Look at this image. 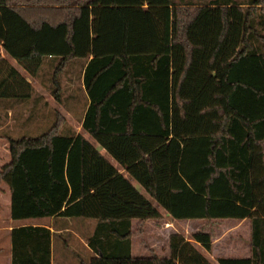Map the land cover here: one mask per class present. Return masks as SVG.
Listing matches in <instances>:
<instances>
[{"label": "trees", "instance_id": "16d2710c", "mask_svg": "<svg viewBox=\"0 0 264 264\" xmlns=\"http://www.w3.org/2000/svg\"><path fill=\"white\" fill-rule=\"evenodd\" d=\"M180 1L0 0L5 56L57 104L63 79L82 78L81 130L117 165L49 106L46 131L5 137L12 221L94 222L87 264H212L204 232L171 234L164 258L131 255V222L160 220L157 207L175 221L248 220L250 257L216 262L264 264V0ZM38 97L0 56V100L25 113ZM9 236L11 264H51L49 229Z\"/></svg>", "mask_w": 264, "mask_h": 264}, {"label": "rangeland", "instance_id": "374dc122", "mask_svg": "<svg viewBox=\"0 0 264 264\" xmlns=\"http://www.w3.org/2000/svg\"><path fill=\"white\" fill-rule=\"evenodd\" d=\"M176 3L181 2L180 0H175ZM245 2L246 0H239ZM183 2V1H182ZM186 2V0L184 1ZM264 18V17H263ZM72 65H76L75 62H71ZM19 69V68H18ZM45 71L49 72L48 65L44 68ZM20 70V69H19ZM21 71V70H20ZM22 72V71H21ZM34 82V81H32ZM34 87L37 90H40V86L37 83H33ZM65 87V86H64ZM48 90V89H47ZM47 92V91H46ZM48 93V92H47ZM45 98L48 99L50 103H52L50 97L45 94ZM26 112L22 113L20 111L12 112L13 118L11 120V136L12 137H20L22 135L27 136H38L42 132L46 131L47 128L51 125L50 113L45 110L42 113L43 122L38 124L37 118L38 113L34 111L33 103L25 105ZM55 110H61V107L57 105L54 107ZM20 115H27L29 120L23 123V118H20ZM71 115H77L75 112L71 113ZM69 123L75 125V127H71L75 132L78 131V125H76V121L69 118ZM49 120V121H48ZM78 123V122H77ZM40 125V126H39ZM87 136V135H85ZM88 141L92 142V140L87 136ZM96 144V143H95ZM97 145V144H96ZM99 148V146L97 145ZM109 160V156H106ZM111 159V158H110ZM139 193L143 194L152 202L153 205H156L143 191V189L137 185ZM159 212L161 213V219L158 221H151L146 224L138 223L134 225L133 230L136 231V236H134L132 240L133 245V256L136 258L139 257H148L150 255H156L157 257L168 256V238L173 233H178L182 235L185 239L190 240L191 236L196 232H204L208 233L211 236V251L207 252L197 246L200 253L206 258L211 259L212 263L217 256H220L224 249H228L232 247V241L236 236L244 237L245 234H248V229L245 223L234 222L233 220H193V221H175L171 219L169 216L165 214V212L157 207ZM30 221V220H27ZM91 225L94 226L93 222ZM87 224H83L81 229L80 223L76 221H72L67 229L68 233L63 235H55L54 237V264H79L80 261L84 263L89 262V256L87 249L83 248V246L76 240L71 233L86 232ZM4 223H0V227H4ZM82 230V231H80ZM87 233V232H86ZM90 233V232H89ZM81 234L80 236H88V234ZM4 232L0 233V244H1V253H0V264H6V255L9 252L8 246V237ZM191 241V240H190ZM231 243V244H230ZM59 254L61 256V261H58V257L56 255ZM91 255V254H90ZM210 260V261H211Z\"/></svg>", "mask_w": 264, "mask_h": 264}, {"label": "crops", "instance_id": "0c3cea01", "mask_svg": "<svg viewBox=\"0 0 264 264\" xmlns=\"http://www.w3.org/2000/svg\"><path fill=\"white\" fill-rule=\"evenodd\" d=\"M0 56L4 59H7L8 62L16 67V62L12 59H9L5 56V54L3 53L2 47L0 46ZM19 70V69H18ZM19 72L25 76L26 80L31 83L32 87L35 90V94L40 97H38V100L35 102V106H34V111L36 113H38V118L37 121L40 122L41 118H40V113L43 112V108L46 106H49L51 109L55 110L54 107L57 105L58 107H61L62 111H59L63 114V116L65 117V120L67 122V125L71 128V127H75V125H72V123H69V118L73 119L74 121H76V125H78V131L76 130L75 134H82V136L84 138H86L87 134L82 132V128H81V120L82 117L86 111L87 105H88V101L86 98V94L84 92L83 89V85H82V78H80L79 80H76L75 77H72L70 79V77L64 78L63 79V85L65 86L66 89V93L64 94V96L62 97V104H57L54 99L50 96L49 93H47L45 87L40 84L38 81L36 80H32V78H30L27 74H25L23 71L21 72L19 70ZM34 81L35 83H37L40 86V90H37L36 87H34L32 82ZM82 90V91H81ZM45 94H47L52 103H50L48 101L47 98H45ZM10 103H8L7 101L4 100H0V168L2 166H4L5 164H7L10 160V156H9V148H8V144L7 141L5 140L6 135H10L9 131H10V127H11V112H12V106ZM17 105H14V107H16ZM21 106L22 111L26 110L25 105H18V107ZM20 109V107H19ZM75 112L77 115H71V113ZM78 122V123H77ZM76 128V127H75ZM75 130V129H74ZM88 140V138H86ZM91 139V138H90ZM92 140V139H91ZM90 142V141H89ZM98 151L101 155H103L106 159H107V155L105 154L104 150L101 149L100 147H97V143L92 140V142H90ZM96 143V144H95ZM109 162L114 166L117 167L115 161L111 158H109ZM118 173L121 174L123 177H127V173L126 170L118 168L117 169ZM131 184L133 185L134 188H136V190H138L137 185H139L137 182L131 180L130 181ZM144 191V190H143ZM145 193V191H144ZM146 194V193H145ZM143 195V194H142ZM146 197V196H145ZM151 221H158V220H148L143 222L142 224H146L148 222ZM188 221H193V220H188ZM234 222H242L245 223L248 229V234H245L244 237H240V236H236L233 241H232V247H229L228 249H224L221 253H219L220 256H217L216 259L213 261L215 263H212L211 259H207V260H211L210 262L212 264H217V259L219 258H229V259H244V258H249L250 257V248H249V222L248 220H233ZM72 222V220H65V219H61V218H43V219H34V220H30V221H12L11 216H10V191L9 188L5 185V184H0V223H4L5 226L4 227H0V233L4 232L6 233L7 237H8V246H9V252L6 255V264H11V241H10V236H9V232L13 229V228H19V227H23V226H33V227H45L47 229L50 230L51 232V264H54V259H55V255H54V237L55 235H63L65 233H68V225ZM92 221H85V222H79L80 223V227L82 229L83 224H87L86 226L88 227L86 232L91 234L93 231V225H91L92 223H90ZM94 223V222H93ZM138 221L133 220L131 222V227L133 230L134 225H137ZM95 225V223H94ZM82 231V230H80ZM86 232H81V234H87ZM73 235V237L79 241V243L83 246V248L87 249L88 251V256L90 259V251L87 248V244H86V236H80L81 234L78 233H71ZM88 234V235H89ZM134 237L131 238V255L133 256V245H132V240ZM212 240V239H211ZM2 249H1V244H0V253H1ZM208 254V252H207ZM56 255L58 257V261L60 262L61 260V256L59 254ZM209 255V254H208ZM134 257V256H133ZM167 257V256H164ZM162 257V258H164ZM160 258V257H159ZM80 264V263H79Z\"/></svg>", "mask_w": 264, "mask_h": 264}]
</instances>
